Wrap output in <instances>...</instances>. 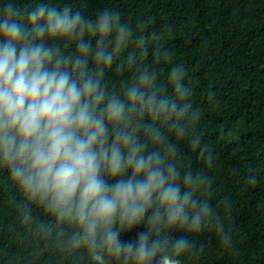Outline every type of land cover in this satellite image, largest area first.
<instances>
[{
    "label": "clouds",
    "instance_id": "1",
    "mask_svg": "<svg viewBox=\"0 0 264 264\" xmlns=\"http://www.w3.org/2000/svg\"><path fill=\"white\" fill-rule=\"evenodd\" d=\"M149 38L112 7L0 0V172L35 251L58 253L55 264H184L197 250L189 234L205 229L232 245L185 66H167L163 39ZM109 69L130 75L109 86Z\"/></svg>",
    "mask_w": 264,
    "mask_h": 264
},
{
    "label": "trees",
    "instance_id": "2",
    "mask_svg": "<svg viewBox=\"0 0 264 264\" xmlns=\"http://www.w3.org/2000/svg\"><path fill=\"white\" fill-rule=\"evenodd\" d=\"M33 2L22 0L24 6ZM72 2L88 15L107 6L120 11L122 19L143 21L149 43L163 39L170 51L164 63L185 66L191 100L202 112L197 131L214 154V166L207 169L212 199L228 201L225 226L233 242L222 245L214 229L189 234L197 250L184 264H264V0ZM128 75L109 69V86L119 87ZM179 149L182 158L206 167L187 142H179ZM12 193L6 172H0V264H55L58 253L35 251ZM33 210L48 218L42 209ZM140 230L143 226L134 227L122 238L134 240Z\"/></svg>",
    "mask_w": 264,
    "mask_h": 264
}]
</instances>
